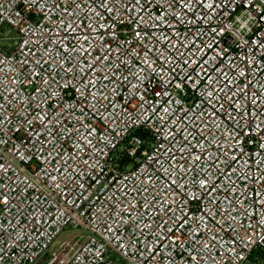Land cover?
<instances>
[{"label":"built area","instance_id":"obj_1","mask_svg":"<svg viewBox=\"0 0 264 264\" xmlns=\"http://www.w3.org/2000/svg\"><path fill=\"white\" fill-rule=\"evenodd\" d=\"M6 25L0 264L264 256V0H0Z\"/></svg>","mask_w":264,"mask_h":264},{"label":"rangeland","instance_id":"obj_2","mask_svg":"<svg viewBox=\"0 0 264 264\" xmlns=\"http://www.w3.org/2000/svg\"><path fill=\"white\" fill-rule=\"evenodd\" d=\"M19 38V33L14 28L6 25L2 30H0V46L5 48H11L14 42ZM76 231L73 227H68L65 229L58 238L54 241L51 246V251H56L60 246L70 240ZM245 264H264V256L257 254H252L250 258L245 262Z\"/></svg>","mask_w":264,"mask_h":264}]
</instances>
